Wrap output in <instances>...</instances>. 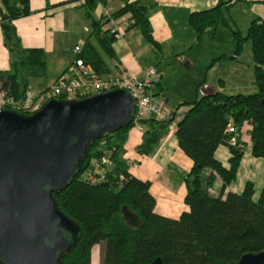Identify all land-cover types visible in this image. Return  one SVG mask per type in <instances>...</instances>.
<instances>
[{
	"label": "trees",
	"instance_id": "16d2710c",
	"mask_svg": "<svg viewBox=\"0 0 264 264\" xmlns=\"http://www.w3.org/2000/svg\"><path fill=\"white\" fill-rule=\"evenodd\" d=\"M99 1L105 2L84 0L86 16ZM1 2L5 12L0 8V25L8 49L9 67L0 70V86L15 96H21L29 89L30 77L45 74L46 55L41 48L23 47L13 24L15 18L31 13L29 1ZM228 3L219 0L212 8L192 12L189 23L197 37L207 27L218 24L231 29L235 40L232 53L212 58L207 68L222 58H236L241 54L244 42L250 41L256 91H214L177 106H187L176 121L175 136L180 149L192 161L184 177V202L188 209L177 218L156 212L150 181L135 177L123 167L118 150L124 135L134 124L132 120L106 136L115 145L111 155L115 164L106 172L104 181L92 183L85 176L91 168V158L109 149L100 148L104 137L93 138L81 159L79 173L70 184L54 193L57 208L81 231L75 244L64 253L62 264H91L95 244L100 245V264H149L157 256L161 257L162 264H232L244 253L264 250V184L257 199L253 198L254 187L250 181L240 193L224 192L236 178L244 151L243 142L239 141L241 146L228 143L225 129L229 122L239 130L244 123L250 124L251 154L264 160V22L254 16L245 33L237 27L231 28L222 11V6ZM126 13L130 14L131 25L138 26L143 37L159 48L152 37L145 6L126 0L123 7L112 15L118 17ZM92 24L103 52L107 57H113V34L108 28L102 31L101 23L97 21ZM78 55L89 62L96 73L110 72L98 47L91 41L86 40ZM203 83L200 81L198 86ZM175 118L174 110L166 120H142V123L150 124L143 136L156 130L160 122H171ZM221 144L228 146L230 152L226 165L214 154ZM216 177L221 179V185L218 192H212L210 188ZM123 206L138 215L142 224L140 228L127 225L122 214ZM0 264L3 263L0 261Z\"/></svg>",
	"mask_w": 264,
	"mask_h": 264
},
{
	"label": "crops",
	"instance_id": "0c3cea01",
	"mask_svg": "<svg viewBox=\"0 0 264 264\" xmlns=\"http://www.w3.org/2000/svg\"><path fill=\"white\" fill-rule=\"evenodd\" d=\"M28 1L31 13L15 18L13 24L23 47L41 48L44 51L47 61L45 74L48 71L52 73L50 83L59 76H71L73 71L71 66L73 62L72 49L78 44L83 46L86 40L91 41L98 47L102 57L110 67V72L108 73L124 70L140 77L143 69L149 65H154L160 70V65L150 63L153 62L150 56L154 59L162 57L163 49H166L171 54L177 50V60H180V62L187 60L186 65L188 67L192 66L194 60L202 57L201 54H205L204 48L206 46L210 45L212 50L219 51V55L223 53L221 44L214 45L212 39H207L204 44L202 42L206 39V35L212 27H207L203 34L197 37L195 30L189 23V16L192 12L212 8L219 0H128L137 1L145 6L152 37L159 44V48H156L143 37L138 26L131 25L132 19H130L129 13L118 17L112 15L123 7L126 0L99 1L89 16L85 14L84 0ZM222 1H229L227 6H222V11L228 19L231 28H238L237 25L242 17H245L244 24L248 25L254 16L259 17L264 22V0ZM0 8L2 12H5V7L1 0ZM104 8L109 9L111 16L122 26L123 32L122 37L115 39L111 43L113 51V57L111 58L105 55L103 48L93 33L92 22L94 21L101 23L100 29L102 31L107 28L105 20L102 18ZM232 12H235L236 16L232 15ZM220 26L225 27L224 25ZM213 36L214 33H212ZM189 55L194 57L193 61H190ZM246 64L247 67L240 68V72L237 70L239 74L237 72L236 78L238 79L239 75H241L244 81L241 85L248 84L250 88L256 91L253 81L252 59ZM234 65H241L239 56L232 59L222 58L211 66L214 69H216L215 67L226 69H224L225 73H219L220 76H218L216 81L213 78L210 81L205 78L202 80L196 79L197 84L194 88L193 96L189 99L176 101L175 107L169 110L170 114L175 110L176 118L171 122H164V126L160 124L162 125L160 135H158L159 131L154 129L146 136H143L144 132L150 127L148 122L133 124L124 135L118 150L121 163L135 177L150 181V191L156 200V212L177 218L182 211L188 209L187 204L184 202L186 193L184 177L189 171L192 161L178 146L175 128H172V125L182 116L187 106H177L184 101L199 98L204 94L202 90L200 93V86H198L200 81H204L202 88L210 87L214 91L228 92L226 91L230 85L228 81L233 79L231 74L235 75L233 69H236V67ZM8 67L9 54L0 25V70H6ZM161 77L153 86L152 91L156 99H163L166 104L168 101L166 88ZM236 80L234 82L238 84L239 82ZM238 85H234L237 90H239ZM41 89L35 91L34 94H37ZM239 140L244 143L243 155L236 172V178L226 187L224 192L233 191L240 193L245 183L250 181L254 187L253 198L257 199L264 184V160L251 154L250 124L244 123L240 128ZM214 154L224 165L227 164L230 156L228 146L219 145ZM216 179L220 178L216 177ZM219 181L221 185V179ZM211 191L218 192L215 189ZM99 249V244H95L92 247V251Z\"/></svg>",
	"mask_w": 264,
	"mask_h": 264
},
{
	"label": "water",
	"instance_id": "95a60500",
	"mask_svg": "<svg viewBox=\"0 0 264 264\" xmlns=\"http://www.w3.org/2000/svg\"><path fill=\"white\" fill-rule=\"evenodd\" d=\"M212 94L210 87L202 88ZM135 99L127 87L90 96L51 97L38 109L0 108V261L3 264H62L81 235L78 225L56 206L54 193L71 183L93 138L129 124ZM123 218L141 227L137 214ZM149 264H162L155 257ZM232 264H264V250L244 253Z\"/></svg>",
	"mask_w": 264,
	"mask_h": 264
},
{
	"label": "built area",
	"instance_id": "2783aa9c",
	"mask_svg": "<svg viewBox=\"0 0 264 264\" xmlns=\"http://www.w3.org/2000/svg\"><path fill=\"white\" fill-rule=\"evenodd\" d=\"M102 18L106 27L113 34L114 39L122 37V26L111 16L108 8L102 11ZM81 45L78 44L72 49V73L71 76H59L51 82L45 90L34 94L28 89L23 95L15 96L7 89L0 86V108L9 107L23 112H32L38 109L51 97L64 99H75L100 93L113 87H127L135 99L134 124L142 123V120L156 118L166 120L170 116L169 110L163 99H156L152 88L160 80L161 72L155 66L143 69L142 76L127 73L120 70L116 73L101 75L96 73L91 64L79 57ZM176 129V123L172 125ZM225 132L228 134L230 145H239V129L229 122ZM115 146L110 140L104 137L100 142V148H109L106 152L90 160L91 168L85 172L92 183H101L105 180L108 169L105 166L113 164L111 157ZM111 152V153H110Z\"/></svg>",
	"mask_w": 264,
	"mask_h": 264
},
{
	"label": "rangeland",
	"instance_id": "374dc122",
	"mask_svg": "<svg viewBox=\"0 0 264 264\" xmlns=\"http://www.w3.org/2000/svg\"><path fill=\"white\" fill-rule=\"evenodd\" d=\"M232 15H235V12H232ZM245 17H242L239 20L238 23V28L245 33L246 29H247V25L248 24H244ZM230 21V20H229ZM217 26V28H216ZM215 27H212V29L209 31V33H207L206 35V39L203 42V44L205 43V41L207 39L209 40H213L214 41V45L217 44H221V46L223 47V53L224 54H231L232 53V49H233V45H234V38H233V34L231 33V29L229 27H221L220 25H216ZM233 28V27H232ZM212 33H214V36L212 37ZM200 49V48H198ZM202 52V51H201ZM177 50L174 51L173 54L167 52L166 49H163V56L162 57H158V58H153L152 56H150L151 60L153 59V62L150 63H157L158 65H160V70H161V78L163 81V85L166 88V97L168 99L167 103H166V108L168 110L173 109V107H175L176 101L180 100V99H189L190 97L193 96V91L194 88L197 84V80L199 78V80L202 79H206L207 81H210L211 78H213L214 81L217 80L218 76H220V74L225 73L224 69H219L218 67H215L216 69H214V67L212 68H207L208 65L211 62L212 57H216L220 54L219 51L216 50H212L211 46H206L204 48V55L201 54L202 57L197 58L196 60H194V57L192 55H189L190 61H193L192 66L188 67L186 65V61H181L177 60L176 58V54H177ZM208 55V56H207ZM239 60H241V65H234L236 67V69H233L235 71V75H232V78L234 79H230L228 82L230 83V85L228 86V92H234V93H250V92H254L255 90L253 88H250L248 86V84H244L243 79L241 78V75H239V78L237 79V72L241 71L242 68L247 67L246 63H249L251 61V50H250V41H246L243 44V49L241 51V54L239 55ZM160 61V62H159ZM149 66H154V65H149ZM147 66V67H149ZM241 68V69H240ZM230 69V68H229ZM231 70V69H230ZM238 70V71H237ZM238 72V74H239ZM220 73V74H219ZM51 72H47L45 75L41 76V77H30L29 78V89L33 92L37 91L38 89L42 88L41 91L45 90V86H47L48 84H50V77H51ZM138 76V75H137ZM238 80V84L235 83V80ZM233 80V81H232ZM236 80V81H237ZM246 81V80H245ZM234 85H238V89H236V87ZM200 89V93L202 90V86L199 87ZM41 91H38L37 93H40ZM226 92V93H228ZM162 121V120H160ZM164 126V122H160L157 125V129L156 131H160V128L162 125ZM110 140V139H109ZM114 163V160H113ZM114 166V164H110L109 166H105L106 169H111ZM220 179H216L212 185V187L210 188V190L215 189L218 190V187L220 185ZM92 264H100V254H99V250H93L92 251Z\"/></svg>",
	"mask_w": 264,
	"mask_h": 264
}]
</instances>
